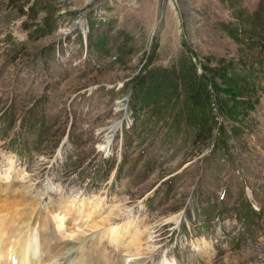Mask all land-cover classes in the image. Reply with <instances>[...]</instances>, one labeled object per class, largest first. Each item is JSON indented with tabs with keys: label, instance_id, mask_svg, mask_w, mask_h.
<instances>
[{
	"label": "rangeland",
	"instance_id": "obj_1",
	"mask_svg": "<svg viewBox=\"0 0 264 264\" xmlns=\"http://www.w3.org/2000/svg\"><path fill=\"white\" fill-rule=\"evenodd\" d=\"M254 12L264 0H0V216L41 213L30 251L264 264V33L238 25ZM184 44L198 71L234 65L235 88L216 72L233 99L166 85L144 105Z\"/></svg>",
	"mask_w": 264,
	"mask_h": 264
},
{
	"label": "trees",
	"instance_id": "obj_2",
	"mask_svg": "<svg viewBox=\"0 0 264 264\" xmlns=\"http://www.w3.org/2000/svg\"><path fill=\"white\" fill-rule=\"evenodd\" d=\"M244 15L238 17V25L239 30L244 29L245 31H253V34H255V29L259 30L260 33H264V20H261V14H264V12H254V14L248 16L245 13H242ZM244 16V17H243ZM258 34V33H257ZM259 36V34H258ZM260 40H263L260 38ZM254 45L255 42H253ZM185 46V53L186 55L182 58L183 61L180 58L179 67L172 66L171 71L170 70H161L156 69L153 74H157V77L154 79L157 80L154 87H151L150 90L147 92L146 96L143 99L144 105H148L150 100L158 101L159 98L161 99V95L159 94L161 92L162 87L167 85V88H169V91L174 92L179 96V88L182 90L183 95L189 97L190 95H193L196 92L202 93L206 98L210 97L209 99H218L219 95L221 96L222 92L223 94H227L229 96V99H233L231 94L232 92L227 89H223L216 81L219 74L216 72L219 71L224 74V81L228 83V87H234L233 81L240 80V75L237 73V70L235 69L234 65L231 63L225 64L222 68H215V69H207L204 65H201V67H204V71H198L197 70V64L192 61V56H194L193 52L190 51V47ZM254 48L258 49L262 53H264V46L259 44L258 46H254ZM187 63V66H184V63ZM185 63V64H186ZM258 63V62H257ZM183 65V67L181 66ZM261 67V68H260ZM258 75V78L260 80H264V63L259 65V70L256 72ZM158 74H163V77L160 78ZM210 75V76H209ZM242 81V79L240 80ZM244 79L243 82L244 83ZM156 92V93H155ZM155 93V95H154ZM227 96V97H228ZM223 98H219V100H222ZM260 98L255 97L253 99L247 100L245 103L246 107L249 110L255 109V107L258 105L260 106ZM235 101V100H234ZM154 102V101H153ZM202 106V105H201ZM201 106H197L192 104L191 108H189V119H196L201 115V112H199V108ZM236 109L237 106L234 104L233 108L227 110L226 115H228V118L234 117L233 110ZM211 109H209V112ZM234 119V118H233ZM142 126H147L145 122H142ZM223 126V125H222ZM225 129V128H224ZM224 137L229 138L230 136L225 132Z\"/></svg>",
	"mask_w": 264,
	"mask_h": 264
},
{
	"label": "bare ground",
	"instance_id": "obj_3",
	"mask_svg": "<svg viewBox=\"0 0 264 264\" xmlns=\"http://www.w3.org/2000/svg\"><path fill=\"white\" fill-rule=\"evenodd\" d=\"M5 188H7V186ZM17 191H18V189L15 190V192H17ZM20 202H22V201H20ZM40 216H41V213H37L33 217H30L27 220V222L24 224L21 223V222H23L22 220H21V222H16L17 220L15 222H5V218H3V216H0V264H63V261L69 262V260L71 258H69V256H68V251L62 253L63 249L65 247L61 248V250H58L60 248H57V247L52 248L51 246H49L50 241H48V238H46V239L41 238V241H42L40 244L41 255L39 254L37 256L38 253H36L37 250L35 248L32 251H30V249H32V247L28 243V238L32 233H30L28 235L29 224H30V227L33 226L36 228L37 222H38ZM46 227H48V226H44V228H46ZM42 229H43V227H40V230L38 232L41 233ZM35 236L39 237V234H36ZM87 239H88V237L81 239V240L77 241V243L75 242L73 244V246L70 247L71 250L78 247V248H76V252L72 254V256H71L72 259L76 258V255L79 256L80 252L86 248L85 245L89 243V240L91 238L88 240ZM31 242H32V240H31ZM110 242H111V240H110ZM58 244H60V243H58ZM60 246L61 245H59V247ZM9 248H10V250H9ZM42 255H43V258L40 259L39 257L40 256L42 257ZM92 255H94V254H92V252L87 253V255H85L80 260L81 264H90L91 261L93 262V264H98V262L99 263L102 262L101 264H104V260L103 261L101 260L102 257L99 253H97V255L99 257L97 260L98 262H95L96 260H92V258H93ZM139 255H141V253L135 254L134 257H136V258H133L134 260H130V261H133L132 263H134V264H143V263L147 264L148 263L147 258L144 257V258L138 259L137 257ZM34 256H36L37 258H35ZM104 257L107 258V256H104ZM90 258H91V260H90ZM106 261H108V260L106 259ZM106 261H105V263H106ZM130 261H129V263H130ZM106 264H108V262ZM120 264H127V260L121 261Z\"/></svg>",
	"mask_w": 264,
	"mask_h": 264
}]
</instances>
